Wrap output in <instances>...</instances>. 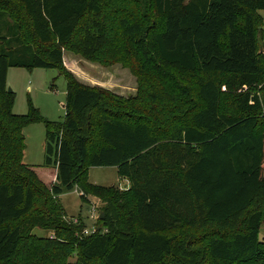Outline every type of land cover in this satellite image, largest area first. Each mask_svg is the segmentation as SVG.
<instances>
[{"label":"trees","instance_id":"1","mask_svg":"<svg viewBox=\"0 0 264 264\" xmlns=\"http://www.w3.org/2000/svg\"><path fill=\"white\" fill-rule=\"evenodd\" d=\"M261 13L264 0H0V264H264ZM65 51L121 64L137 95L81 83ZM10 68L59 70L64 121L15 115ZM37 123L38 167L23 135ZM100 167L131 187L89 183ZM75 188L103 204L90 236L64 218Z\"/></svg>","mask_w":264,"mask_h":264},{"label":"rangeland","instance_id":"2","mask_svg":"<svg viewBox=\"0 0 264 264\" xmlns=\"http://www.w3.org/2000/svg\"><path fill=\"white\" fill-rule=\"evenodd\" d=\"M186 1L189 2L190 0ZM261 16L264 17V13H261ZM64 54L67 62L66 68L72 73L75 72L74 75L83 84L88 86H112L116 87L114 90L121 91L125 83L130 82L127 88H136V78L129 69L124 68L121 64L102 66L69 51H65ZM7 86L8 90L13 93L14 104L12 110L15 115H28L31 107H33L38 110L40 116L46 121L59 123L64 121L67 103V81L59 70L10 68ZM23 135L26 143L24 164L42 166L45 163V123L27 126L23 130ZM88 181L96 186H116L121 189H127L130 185L127 179L120 178L115 167L90 168ZM82 195V191L75 188L72 192H67L60 197L59 201L64 210V218L68 221L78 219L79 223L81 219L87 226L86 229H97L103 204L95 197H89V201L85 202L81 198ZM93 206L97 209L95 213L97 217L92 219ZM33 234L43 239L49 238L52 232L36 228ZM260 240L264 242V224L260 229ZM67 261L75 263L77 261L76 254L70 256Z\"/></svg>","mask_w":264,"mask_h":264},{"label":"crops","instance_id":"3","mask_svg":"<svg viewBox=\"0 0 264 264\" xmlns=\"http://www.w3.org/2000/svg\"><path fill=\"white\" fill-rule=\"evenodd\" d=\"M64 56H65V54H64ZM64 63H65V65L67 66V62H66V60H65V57H64ZM75 73V72H74ZM117 77H119V76H117ZM86 85V84H85ZM127 85V86H126ZM130 85V82L127 84V83H125V85L121 88V91L119 92V91H117V90H114V88H116V87H112V86H104V85H96V86H98V87H101V88H104V89H107V90H109V91H112V92H114V93H116L117 95H120V96H122V97H125V98H129V97H135L136 95H137V87H138V85H136V88H127L128 86ZM92 87H95V86H92ZM118 89V88H117ZM129 96V97H126V96ZM116 168V167H115ZM117 169V168H116ZM117 171H118V169H117ZM120 178H122V177H120ZM124 179H127V178H124ZM127 181L129 182V188L131 187V183H130V180L129 179H127ZM111 187H116V186H111ZM117 188V187H116ZM129 188H127V189H121V188H119L120 190H128ZM50 237H52V235L50 236Z\"/></svg>","mask_w":264,"mask_h":264},{"label":"built area","instance_id":"4","mask_svg":"<svg viewBox=\"0 0 264 264\" xmlns=\"http://www.w3.org/2000/svg\"><path fill=\"white\" fill-rule=\"evenodd\" d=\"M262 53L264 54V49L262 50ZM97 212V209H96V207H94L93 206V214L91 213V218L93 219V218H95V217H97V216H95V213ZM98 215V214H97ZM66 221L68 222V223H73V224H79V220L78 219H73L72 221H68L67 219H66ZM97 232V229H94V230H89V229H85L84 230V232H83V235L84 236H90V235H92V234H94V233H96Z\"/></svg>","mask_w":264,"mask_h":264},{"label":"water","instance_id":"5","mask_svg":"<svg viewBox=\"0 0 264 264\" xmlns=\"http://www.w3.org/2000/svg\"><path fill=\"white\" fill-rule=\"evenodd\" d=\"M9 92H12L11 90H9ZM100 220H104V214L102 213L100 216Z\"/></svg>","mask_w":264,"mask_h":264}]
</instances>
